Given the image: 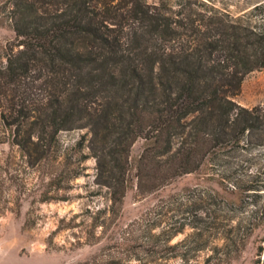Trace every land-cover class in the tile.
I'll return each mask as SVG.
<instances>
[{
    "label": "trees",
    "instance_id": "16d2710c",
    "mask_svg": "<svg viewBox=\"0 0 264 264\" xmlns=\"http://www.w3.org/2000/svg\"><path fill=\"white\" fill-rule=\"evenodd\" d=\"M139 1L124 0L126 12L114 18L101 0H13L10 10L18 41L0 65V106L4 99L15 114L6 124L10 147L38 172L37 200L55 198L51 189L80 175L88 157L95 160L94 182L107 193L103 206L88 210L74 244L100 242L112 230L137 138L145 141L134 172L140 195L206 159L228 164L236 153L264 145V107L235 99L243 77L264 66V0L238 15L214 3L155 10ZM74 128H86L77 164L66 161L58 137ZM224 175L241 192L253 189L248 196L264 188ZM241 199L208 207L185 197L139 228L164 242L184 233L168 245L177 251L164 257L177 256L178 264H198L202 250L209 251L201 264H225L253 228L240 214ZM148 255L141 264H165L154 251ZM256 255L250 264H264L262 242Z\"/></svg>",
    "mask_w": 264,
    "mask_h": 264
},
{
    "label": "rangeland",
    "instance_id": "374dc122",
    "mask_svg": "<svg viewBox=\"0 0 264 264\" xmlns=\"http://www.w3.org/2000/svg\"><path fill=\"white\" fill-rule=\"evenodd\" d=\"M190 1L203 8L201 2L238 15L261 0H140L150 9L165 10L177 8L179 3ZM13 0H0V65L5 63L7 50L15 46L18 39L11 25ZM124 0H101V10L107 16L125 13ZM235 99L245 106L264 107V66L248 72L242 79L240 92ZM1 108L2 113L1 115ZM15 114L6 108V101L0 106V264H76L87 260L86 264H141L148 253L154 251L165 264H178L177 256H169L177 251L168 245L180 240L184 233H178L168 242L163 237L150 238L141 231L138 222L153 220L168 206L173 207L185 197L200 198V204L208 207L223 206L227 201L242 196L240 214L246 215V223L253 228L245 237V244L239 252L225 264H250L257 256V245L264 241V188L248 196L247 191L235 189L228 183L233 178H242L255 184H264V145L236 153L230 163H217L206 159L193 172L175 177L160 188L140 195L136 191L135 162L145 141L137 138L130 150V181L123 197L122 209L112 230L100 242L94 244H74L83 237L88 213L107 202L105 188L94 182L95 160L88 157L81 164V174L58 189H51L56 196L47 201L37 200L35 186L38 182L37 170L26 165L25 159L8 140L10 132L7 122ZM86 128L61 130L58 133L65 159L77 164L80 151L77 140ZM87 136V135H86ZM83 143H86L84 140ZM83 151H87L84 146ZM9 152V156H6ZM57 161H55L56 163ZM223 175V176H222ZM244 206V207H242ZM173 210H169L171 214ZM139 220V221H138ZM70 224H72L70 226ZM74 245H73V244ZM209 250H202L194 257L201 264ZM135 254L137 258L134 257ZM139 256V257H138ZM263 256V252L261 257ZM93 257L96 258L92 262ZM120 260L119 263H112ZM147 264V263H146Z\"/></svg>",
    "mask_w": 264,
    "mask_h": 264
}]
</instances>
